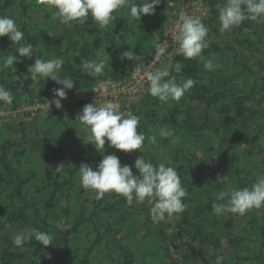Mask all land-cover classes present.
<instances>
[{"label": "trees", "instance_id": "trees-1", "mask_svg": "<svg viewBox=\"0 0 264 264\" xmlns=\"http://www.w3.org/2000/svg\"><path fill=\"white\" fill-rule=\"evenodd\" d=\"M56 1L0 0V107L32 104L41 66L59 64L86 83L126 78L163 38L176 0H64L72 26L55 40ZM201 1L208 12L189 26L194 44L174 53L143 93L140 111L167 130L147 142L136 135L141 165L133 188L156 168L189 161L194 144L202 147L199 164L229 160L226 183L200 193L182 177L170 185L171 210L163 204L160 214L150 198L127 193L131 187L96 146L59 135L32 145L37 133L23 121L0 131V264H50L47 252L58 264H110L113 248L122 251L120 264H264V192L251 185L264 168V10L257 3L264 0ZM133 130L143 135L149 127ZM35 151L37 168L26 164ZM132 218L151 235L137 261L128 246ZM212 229L225 234L226 257L207 237Z\"/></svg>", "mask_w": 264, "mask_h": 264}, {"label": "rangeland", "instance_id": "rangeland-1", "mask_svg": "<svg viewBox=\"0 0 264 264\" xmlns=\"http://www.w3.org/2000/svg\"><path fill=\"white\" fill-rule=\"evenodd\" d=\"M257 3H262L264 10V1H257ZM171 5L174 8L165 27L167 40L169 39L165 41L166 47L174 43L170 46L174 52L185 51L194 44L189 36V27L184 32L181 29L183 23L177 20L179 16L175 21L173 19L175 8V15H180L185 10L184 2L183 0L173 1ZM55 6L54 22L50 26L49 33L53 39L57 40L65 34L66 29L72 26V17L70 7L64 0H57ZM201 12H204L203 8L198 11L200 14ZM161 40L155 44L154 52L148 53L142 64H134L129 75L120 81L98 78L86 83L66 74L59 64H53L49 69L41 66V78L44 82L35 87L36 96H34L33 103L30 105L19 103L16 108L0 107V131L7 130L11 133V129H18L21 122L28 121L33 125V132L37 133L33 135L36 140L31 142L32 145L37 140L50 141L57 135L64 136L66 139L90 142L98 148L108 166L119 173L123 185L131 187L127 189V193L131 196L135 192L138 195H144L145 199L150 198L160 214H163L161 208L163 204L165 208L171 210L169 188L174 181L181 180L182 177L194 185L200 193L206 188L212 189L214 185L226 183L229 160L226 157L208 158L199 164L196 159L202 156L203 151L200 145L194 144L188 149L189 161L186 160L185 163L182 161L180 166L174 165L168 170L163 166L160 170L156 168L150 182L141 188H133L134 169L141 165L139 157L141 148L136 135L139 136L141 142H147L152 138L153 131L165 133L167 130V125L159 122L158 118L151 121L153 118L146 117L140 111L144 91L153 83L159 82L166 73L167 67L170 66L171 56L167 54L169 50H165L158 56L161 47L157 45ZM166 43L162 49H165ZM54 46L55 48L61 47L62 42ZM132 113H136L134 122L131 121ZM142 126H148L149 130L143 135L138 132L136 134L133 127ZM31 149L33 151V148ZM36 158H38L37 151L30 156V159L28 158L27 166L33 165L37 168L39 163L37 164ZM169 164L172 165L171 161ZM256 172L251 176V185L264 192V168H257ZM93 191L91 188L86 190L85 199L88 202L93 198ZM149 191L151 195L148 194L147 197L145 193ZM140 214L142 212L139 210L138 215ZM170 221V226L167 227L169 232L173 231V224L176 222L173 218ZM127 224L131 225L130 230L127 229L130 233V236H127L128 246L133 250V259L136 257L137 261L140 245L148 243L151 235L142 220L135 221L132 218ZM174 229L176 230V227ZM207 237L221 245L226 257L231 246L222 230L212 229L207 233ZM171 252L174 256L179 255L173 250ZM121 253L120 249L113 248L109 257L113 259L110 264H120ZM46 256L50 264H58L52 253L47 252Z\"/></svg>", "mask_w": 264, "mask_h": 264}, {"label": "built area", "instance_id": "built-area-1", "mask_svg": "<svg viewBox=\"0 0 264 264\" xmlns=\"http://www.w3.org/2000/svg\"><path fill=\"white\" fill-rule=\"evenodd\" d=\"M177 1L178 0H176V2ZM183 2H184V9L185 10H183L182 14L175 15V12H176V8H175L174 13H173V19L175 21L177 16H179L177 20H178V22L183 23L182 28L181 27L180 28L182 30H184V32H185V31H187V27H189L193 22H195L196 20L207 15L208 7L201 0H183ZM202 8L204 9V12H201V14L198 13L199 9H202ZM173 19H172V21H173ZM168 29H169V27H168ZM166 32L167 31L165 29L163 38H162L161 42H159L157 45V47H161L158 56L160 54H162V52L164 53L165 50H169L167 54H169V57L170 56L172 57V54L182 52V50L174 52V49L170 48V46L174 45V43L172 45H170L168 48L166 47L167 46L166 42L169 41V39L167 40ZM180 34H182V33H180ZM164 43H166L165 49H162V46L164 45ZM177 46H180V45H177Z\"/></svg>", "mask_w": 264, "mask_h": 264}]
</instances>
